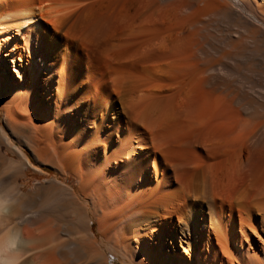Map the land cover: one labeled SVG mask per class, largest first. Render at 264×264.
<instances>
[{"label":"bare ground","instance_id":"bare-ground-1","mask_svg":"<svg viewBox=\"0 0 264 264\" xmlns=\"http://www.w3.org/2000/svg\"><path fill=\"white\" fill-rule=\"evenodd\" d=\"M215 21L264 43V0H0V264H264V88Z\"/></svg>","mask_w":264,"mask_h":264},{"label":"rangeland","instance_id":"rangeland-1","mask_svg":"<svg viewBox=\"0 0 264 264\" xmlns=\"http://www.w3.org/2000/svg\"><path fill=\"white\" fill-rule=\"evenodd\" d=\"M202 31L204 38L205 52L207 54L210 52L211 57L223 59L224 65L230 69H238L243 71L247 76L253 77V81L259 87L264 86V43L261 41L260 36L256 33L245 34L243 36V43L240 45L238 51L231 52L230 49V36L235 32V28H231L229 24L222 23L220 21L211 22ZM263 43V44H262ZM209 51H207L206 50ZM212 50V51H211ZM230 50V54L227 55V51ZM223 57V55H225ZM219 56V57H218ZM222 56V57H221ZM239 63V64H238ZM241 69V70H240ZM253 73H252V72ZM252 75H248L249 73ZM256 73V75L254 74ZM256 76V77H255ZM250 77V79H251ZM226 83L231 84V77L228 75L225 77ZM257 78V79H255ZM258 80V81H257ZM259 83V84H258ZM261 86V88H264ZM2 122V114L0 113V124ZM36 166V165H35ZM41 170L35 168L34 166L27 165L24 167L25 175H22L20 179V184L22 190L25 192L35 191L37 192L38 187L44 184L48 180L59 179L63 180L65 183L71 186H75V179H65L57 171L49 167L48 165H40ZM93 232H96V225L92 223ZM98 240H100L99 235ZM111 264H131L127 259L121 258V256H110Z\"/></svg>","mask_w":264,"mask_h":264}]
</instances>
